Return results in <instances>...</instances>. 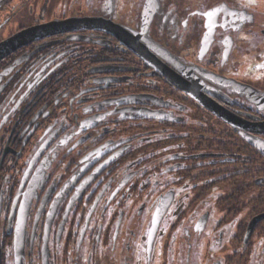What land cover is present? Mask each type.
Masks as SVG:
<instances>
[{"label": "flooded vegetation", "instance_id": "1", "mask_svg": "<svg viewBox=\"0 0 264 264\" xmlns=\"http://www.w3.org/2000/svg\"><path fill=\"white\" fill-rule=\"evenodd\" d=\"M179 2L0 0V264H264V133L194 98L264 122V10Z\"/></svg>", "mask_w": 264, "mask_h": 264}, {"label": "water", "instance_id": "2", "mask_svg": "<svg viewBox=\"0 0 264 264\" xmlns=\"http://www.w3.org/2000/svg\"><path fill=\"white\" fill-rule=\"evenodd\" d=\"M219 8L220 6H216L215 8H213L212 10H210V12L213 14L211 20L209 21V23L207 24V38L206 40L204 41V44L207 45L211 38H212V34H213V31H214V28H215V22H216V19H217V15L219 14ZM149 18L148 17L147 19H143L144 21V27L146 26V24L149 22ZM50 24H45V26H48ZM34 29H37L35 27H32L26 31H23L21 32L22 34L26 35L28 33H32L34 31ZM20 34H17L15 36H13L12 38H10L9 40H6V41H3L0 43V58L6 53L8 52L10 49H12L16 43V39L19 37ZM174 84H176L175 81H173ZM178 84V83H177ZM243 88H246L245 85H242ZM194 97V96H193ZM201 105H203L205 108H207L208 110H210L211 112H213L216 116H218L219 118L223 119L224 121L230 123L233 127L235 128H244V130H246L247 132H262L264 133V122H261L259 123L256 127H247L243 120L239 117H237L235 114L231 113L230 111L226 110L225 108H223L222 106H220L219 104H217L216 102H214L213 100H208L204 97H198V96H195L194 97ZM262 98L264 99V93L262 95ZM245 135V134H244ZM246 138H248L249 141L253 142V144L257 145V146H260V147H263V150H264V141L262 140H257V139H254L252 138L251 134L248 133V135H245ZM165 199V198H164ZM168 199H165L164 201L160 202L158 207H157V210H156V213H155V216H154V221L155 223L157 224L158 220L160 219V217L162 216V214L165 212L166 210V206L168 204ZM260 219H264V213L258 215V216H255L249 226H248V231H250L252 229V227L254 226V224L256 223V221L260 220ZM156 228V227H155Z\"/></svg>", "mask_w": 264, "mask_h": 264}, {"label": "rangeland", "instance_id": "3", "mask_svg": "<svg viewBox=\"0 0 264 264\" xmlns=\"http://www.w3.org/2000/svg\"><path fill=\"white\" fill-rule=\"evenodd\" d=\"M220 0H180L179 5L185 6V5H190V6H209L212 5L213 3H217ZM248 3H257V7L261 8L264 10V0H248ZM263 54H264V44H263ZM254 64V63H253ZM261 64H255L256 67H261L263 66V64L260 66ZM258 72H262L263 74V78L260 80L261 84L263 83L264 85V67L262 70L258 71Z\"/></svg>", "mask_w": 264, "mask_h": 264}]
</instances>
